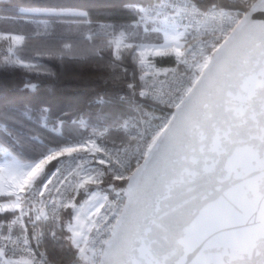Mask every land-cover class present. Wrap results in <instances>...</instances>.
<instances>
[{
    "label": "snow or ice",
    "instance_id": "snow-or-ice-1",
    "mask_svg": "<svg viewBox=\"0 0 264 264\" xmlns=\"http://www.w3.org/2000/svg\"><path fill=\"white\" fill-rule=\"evenodd\" d=\"M121 7L101 23L26 0L14 22L34 37L0 30V72L107 57L101 79L123 89L97 125L37 124L40 139L19 116L50 109L0 84V264H264V0Z\"/></svg>",
    "mask_w": 264,
    "mask_h": 264
},
{
    "label": "trees",
    "instance_id": "trees-1",
    "mask_svg": "<svg viewBox=\"0 0 264 264\" xmlns=\"http://www.w3.org/2000/svg\"><path fill=\"white\" fill-rule=\"evenodd\" d=\"M26 0H0V29L5 30L8 22L12 23L13 29L22 32L26 37L34 34L25 23L14 22V9L16 6L25 4ZM44 3H70L88 5L95 19L105 22L109 18L124 17L127 13L121 7L127 0H42ZM207 2V0H204ZM42 41L39 38L31 40V46L25 55H32L39 50ZM23 49L25 45H19ZM108 58L101 61H93L81 66L66 62L60 64L55 60L43 61L47 63L55 73L54 76L34 75L26 70L17 69L8 73L0 72V84L6 85L7 95L10 99L29 103L36 108L46 106L50 109V115L46 124L38 111L30 113L31 119L24 115L19 116L22 127L19 131L22 135H32L35 131L40 139L47 138L48 133L36 128L39 124L41 129L47 127L51 130L53 123L59 120L66 121L65 125L57 130V136H72L79 129L86 126H95L104 115L109 113L111 104L122 88H114L103 82L101 77L106 75ZM31 82L37 85L35 91L26 87ZM3 103V91L0 90V105ZM83 119L86 125L79 124ZM75 122V123H73Z\"/></svg>",
    "mask_w": 264,
    "mask_h": 264
},
{
    "label": "rangeland",
    "instance_id": "rangeland-1",
    "mask_svg": "<svg viewBox=\"0 0 264 264\" xmlns=\"http://www.w3.org/2000/svg\"><path fill=\"white\" fill-rule=\"evenodd\" d=\"M8 24V27H10V28H8V29H5V30H8V31H12L13 33H16V34H23L22 32H20V31H16L15 29H13L14 27V25L10 22H8L7 23ZM25 24H27V27H25V26H21V29H26V30H28L29 29V25H31L32 26V28H31V30H30V32H32L33 34L36 32V31H38V28H37V26H35V25H32L31 23H25ZM1 30V29H0ZM24 35V34H23ZM18 47V46H17Z\"/></svg>",
    "mask_w": 264,
    "mask_h": 264
},
{
    "label": "crops",
    "instance_id": "crops-1",
    "mask_svg": "<svg viewBox=\"0 0 264 264\" xmlns=\"http://www.w3.org/2000/svg\"><path fill=\"white\" fill-rule=\"evenodd\" d=\"M101 23H103V22H101Z\"/></svg>",
    "mask_w": 264,
    "mask_h": 264
}]
</instances>
